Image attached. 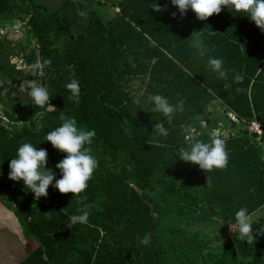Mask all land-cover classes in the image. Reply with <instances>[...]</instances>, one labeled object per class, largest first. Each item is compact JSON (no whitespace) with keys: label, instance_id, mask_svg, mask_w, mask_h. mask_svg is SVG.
Wrapping results in <instances>:
<instances>
[{"label":"trees","instance_id":"obj_1","mask_svg":"<svg viewBox=\"0 0 264 264\" xmlns=\"http://www.w3.org/2000/svg\"><path fill=\"white\" fill-rule=\"evenodd\" d=\"M79 1L87 21L75 31L60 8L39 0H0V19L17 13L26 21L38 45L30 63L40 61L50 98L44 106L30 100L13 105L28 106L26 125L10 129L0 119L1 201L32 242L19 264H264L248 260L264 258V235L214 253L213 239L163 223L177 212L200 223L219 217L235 224L239 207L250 216L264 206V32L244 13L223 6L201 21L190 9L181 17L170 0H103L119 10L107 19ZM151 3L163 10L153 11ZM209 56L223 61L225 77L207 68ZM0 70L13 76L1 60ZM234 74L242 80L233 82ZM72 79L79 82L76 96L65 87ZM135 80L142 84L140 94L133 93ZM153 94L171 104L183 100V111L168 118L151 112ZM214 100L241 128L221 138L225 167L206 172L175 155L192 138L211 137L214 128L208 131L201 122L211 121L206 113ZM61 116L95 131L87 147L97 166L83 192L60 193L49 185L46 196L34 198L21 181L8 179V161L19 144L29 142L47 150L46 167L59 178L55 164L64 153L43 140ZM157 121L164 123L166 136L152 131ZM250 122L260 124V136L242 126ZM190 129L197 135L187 139ZM155 189L161 190L160 201L150 195ZM81 204L88 205L87 222L69 225ZM145 233L147 246L138 240Z\"/></svg>","mask_w":264,"mask_h":264},{"label":"clouds","instance_id":"obj_2","mask_svg":"<svg viewBox=\"0 0 264 264\" xmlns=\"http://www.w3.org/2000/svg\"><path fill=\"white\" fill-rule=\"evenodd\" d=\"M170 4L175 6L181 17L186 10H191L197 20L204 21L214 13H219L221 7L233 10L237 13H244L243 16L264 32V0H170ZM153 11H162L161 6L151 3ZM175 17L176 13L171 14ZM45 65L50 63L44 60ZM207 68L223 78L226 71L223 61L220 58L209 56ZM39 65H33L35 71ZM242 77L239 74L233 75V82H240ZM76 79L70 80L66 89L71 96L78 95L80 89ZM239 91V89H237ZM23 95V94H22ZM26 97L32 104L44 106L49 104L48 90L44 86L32 84L27 88ZM151 112H158L163 117L168 118L176 112L183 111V100H178L171 104L166 96L153 94L150 97ZM61 123L44 134V140L59 152L64 153L63 157L56 162L55 168L59 171V178L54 179L56 173L51 168L46 167L47 150L37 148L29 142H23L16 148L15 156L8 161V179L21 181L24 188L31 192L34 198L47 195L49 185L60 193L79 194L87 187V181L91 178L97 161L88 145L91 144L95 136L94 130H84L77 127L75 118L61 116ZM160 136L167 135V129L163 122L157 121L152 128ZM175 157L190 165H197L206 172L213 168L221 169L227 163V153L225 142L220 137H209L207 141L192 138ZM78 214L70 216L69 225L84 224L89 216L88 205L81 204L77 209ZM234 219L237 232L242 238L251 239L253 236V222L247 212L246 207H239L234 212ZM264 234V224L261 225L256 235ZM141 245L147 246L150 243L148 233L139 238Z\"/></svg>","mask_w":264,"mask_h":264},{"label":"rangeland","instance_id":"obj_3","mask_svg":"<svg viewBox=\"0 0 264 264\" xmlns=\"http://www.w3.org/2000/svg\"><path fill=\"white\" fill-rule=\"evenodd\" d=\"M85 1L90 9L96 10L107 19L114 17L119 11L117 8L109 5L103 0H100L101 3L98 2L99 0ZM73 28L75 31L77 30L76 26H73ZM36 46L33 36L28 31L26 21L21 19L17 13L0 19V60L3 64L8 66V69L13 74V76L10 77L0 70V115L9 112L15 115L19 120L17 122L14 121V123L10 120L8 123L10 129L13 126L28 124V106L22 104L13 108V105L19 101L22 102L29 100L26 97V92L27 88L32 84L43 86L41 79L44 72L38 63V58H33V61L30 63V52ZM21 62L28 64V66L24 67ZM18 64H21L19 69L16 67ZM33 65H39V67L33 71ZM132 85L134 94H140L142 92L143 88L139 80L133 81ZM220 102L215 101L208 106L206 117L211 121H202L201 125L208 131L214 128L213 131H210L211 137L224 138L229 134L238 132L241 128V124L239 121H234L231 114H229L228 109ZM42 116L43 114H39L36 118L39 127L41 126ZM242 126L246 127L250 134L255 133L252 122L242 124ZM189 132L191 133L192 129H190ZM193 135H197V133H193ZM257 140H259V137ZM150 195L153 200L160 201L161 190L155 189L150 191ZM249 217L254 221V238L252 239L256 241L260 236L264 235H256L261 225L264 224V206ZM163 223L196 231L203 239H213L210 245V250L214 253H220L224 246L229 244L236 245L239 239H244L238 234L236 223H230L219 217L200 223L197 220H187L184 216H180L177 212H174L166 216L163 219ZM263 259V257L248 258L250 261H260Z\"/></svg>","mask_w":264,"mask_h":264},{"label":"crops","instance_id":"obj_4","mask_svg":"<svg viewBox=\"0 0 264 264\" xmlns=\"http://www.w3.org/2000/svg\"><path fill=\"white\" fill-rule=\"evenodd\" d=\"M39 1L49 9L60 8L62 14L77 29H80L87 21L84 7L79 0ZM215 101L220 102L219 100H214L213 102ZM220 103L223 104L222 102ZM31 247L32 242L25 237L23 227L14 211L8 208L0 197V264H19L27 256Z\"/></svg>","mask_w":264,"mask_h":264},{"label":"built area","instance_id":"obj_5","mask_svg":"<svg viewBox=\"0 0 264 264\" xmlns=\"http://www.w3.org/2000/svg\"><path fill=\"white\" fill-rule=\"evenodd\" d=\"M37 47H38V45L36 46V49H37ZM16 63V62H15ZM38 63H39V65H40V67H41V64H40V61H38ZM21 64L24 66V67H27L28 66V64H25L24 62H21ZM21 64H18V66H16L18 69L20 68V66H21ZM231 117L234 119V121H238V119H237V117L233 114V113H231ZM0 119H2L3 120V122L4 123H9L10 121H9V119L4 115V114H2V115H0ZM253 123V126H254V131H255V133H257L258 134V136H260L261 134H262V129H261V126H260V124L259 123H257V122H252ZM193 133H195L194 132V129H192V132L191 133H189L188 135H187V139L188 138H190L192 135H193Z\"/></svg>","mask_w":264,"mask_h":264}]
</instances>
